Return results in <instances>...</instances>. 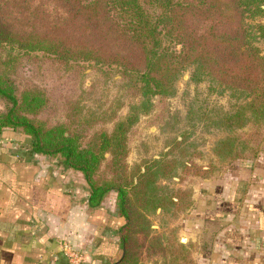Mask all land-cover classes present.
Masks as SVG:
<instances>
[{"label": "trees", "instance_id": "1", "mask_svg": "<svg viewBox=\"0 0 264 264\" xmlns=\"http://www.w3.org/2000/svg\"><path fill=\"white\" fill-rule=\"evenodd\" d=\"M7 9L17 27L0 18V100L5 106L0 136L7 129L23 134L29 137L25 145L32 155L60 157L65 167L82 173L90 187L91 209L116 191L125 220L119 234L126 250L121 264H142L146 247L140 236L148 240L152 233L147 215L186 212L193 200L182 191L162 194L165 188L159 183L175 173L173 161L130 170L128 135L151 112L154 98L176 94L177 83L189 70L193 82L219 85L218 93L228 91L237 101V111L224 113L216 125L231 132L264 123V55L258 48L264 41L259 21L264 0H0V14L6 16ZM8 46L23 50L22 56L42 53L79 80L92 70L117 81L128 115L112 131L92 134L103 120L85 117L80 101L71 104L70 124L36 120L49 98L37 86L20 89L14 75L22 56L10 52L5 57ZM220 144L233 161L249 147L240 137ZM146 249L148 257L159 259L153 264H196L193 246L181 243L176 233L167 239L153 237Z\"/></svg>", "mask_w": 264, "mask_h": 264}, {"label": "crops", "instance_id": "2", "mask_svg": "<svg viewBox=\"0 0 264 264\" xmlns=\"http://www.w3.org/2000/svg\"><path fill=\"white\" fill-rule=\"evenodd\" d=\"M263 162L242 163L195 189L179 237L193 246L196 264H264ZM45 164L0 141V264H70L65 245L82 264H121L124 219L78 203L83 184Z\"/></svg>", "mask_w": 264, "mask_h": 264}, {"label": "rangeland", "instance_id": "3", "mask_svg": "<svg viewBox=\"0 0 264 264\" xmlns=\"http://www.w3.org/2000/svg\"><path fill=\"white\" fill-rule=\"evenodd\" d=\"M14 17L8 9L6 16L0 14V18L8 25L13 24L17 27ZM259 21L264 24V17ZM258 48L264 55V41L260 42ZM10 52L13 55L22 56L24 54L23 50L12 51L8 46L4 50L5 57ZM42 56V53L22 56L16 62L17 73L14 75L21 90L37 86L47 93L48 107L35 116L36 120L49 125L64 122L70 124L68 114L71 104L75 106L78 101H80L79 108L85 117L103 120L96 124L91 134L100 130L112 131L116 122L126 118L129 109L127 105L123 107L120 104L117 81H107L104 76L92 70L85 73L83 80H79L75 72L62 69L48 57ZM191 73L192 70L186 72L177 83L174 96L154 98V107L151 112L141 116L139 122L132 128L128 135L129 154L126 163L132 170L136 166L144 168L145 164H152L154 161H173L177 165L175 173L159 183L162 188H165L162 194L182 191L190 194L193 200L195 189L201 182L218 180L237 170L242 163H253L254 165L258 160L259 162L264 161V123L248 124L243 129L231 132L216 125L215 122L224 113L237 111V101L228 91L218 93V90H221L219 85L216 87L209 81L193 82ZM92 82L95 86L89 88L93 85ZM4 109V103L0 100V113ZM113 114H115L114 120L110 121ZM236 137L242 138L249 147L243 152L241 159L233 161L231 156L227 157L228 149L220 143ZM27 138L29 137L7 130L0 136V141L21 154L25 151L30 152L29 147L25 145ZM37 156L46 162L47 168L55 172L69 173L76 184H83L79 200L76 201L80 204L87 202L88 205L90 187L82 173L65 167L60 157ZM259 165L264 167V162ZM105 167L106 164L102 166V172ZM200 172L206 176L197 175ZM100 178H104L102 173ZM117 197L116 191L110 192L102 205L109 211H115L116 216H121ZM184 213L185 211L170 209L148 214L152 233L148 240L140 236V241H143L145 247L148 248L153 237L161 236L167 239L170 234L176 233L178 240L182 243L179 229L183 227ZM146 248L142 257L145 262L143 264L159 261L156 257H148ZM123 252L125 255L124 245Z\"/></svg>", "mask_w": 264, "mask_h": 264}, {"label": "built area", "instance_id": "4", "mask_svg": "<svg viewBox=\"0 0 264 264\" xmlns=\"http://www.w3.org/2000/svg\"><path fill=\"white\" fill-rule=\"evenodd\" d=\"M64 253L68 258L70 264H82L83 256L79 252L74 250L71 246L65 245Z\"/></svg>", "mask_w": 264, "mask_h": 264}]
</instances>
